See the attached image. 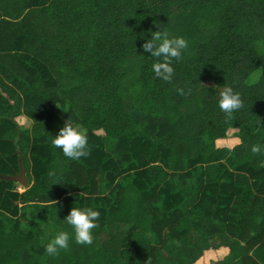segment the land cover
<instances>
[{
    "label": "trees",
    "instance_id": "16d2710c",
    "mask_svg": "<svg viewBox=\"0 0 264 264\" xmlns=\"http://www.w3.org/2000/svg\"><path fill=\"white\" fill-rule=\"evenodd\" d=\"M158 25L188 41L167 81L140 47ZM224 87L242 99L231 117ZM65 120L87 156L52 145ZM254 144L264 0H0V174L21 158L27 178L0 179V264H264ZM71 206L99 211L92 244L71 239ZM57 230L69 246L50 256Z\"/></svg>",
    "mask_w": 264,
    "mask_h": 264
},
{
    "label": "clouds",
    "instance_id": "9594fccd",
    "mask_svg": "<svg viewBox=\"0 0 264 264\" xmlns=\"http://www.w3.org/2000/svg\"><path fill=\"white\" fill-rule=\"evenodd\" d=\"M140 47L149 56L158 58L152 64L154 74L165 81L170 80L174 73L172 66L173 59L179 60L183 50L188 47V41L182 36L170 37L158 25V30L151 32V39H146ZM178 91H182L179 90ZM218 108L231 117L232 113L242 106V99L238 92L231 87H224L216 99ZM51 143L58 148L62 154L72 160H78L88 155V140L86 133L74 126L70 121L63 122L62 126L53 134ZM240 141L237 140L236 144ZM235 146V145H233ZM252 153L264 151V145L254 144L251 146ZM49 175H54L49 173ZM52 183H56L54 180ZM54 201V200H53ZM56 204L57 202L54 201ZM100 216L98 210L88 206H71L66 215L62 218L71 227V239L76 244L90 245L93 243V230L97 228V219ZM69 233L65 230H57L55 234L44 245V251L54 256L60 249L69 246Z\"/></svg>",
    "mask_w": 264,
    "mask_h": 264
},
{
    "label": "water",
    "instance_id": "95a60500",
    "mask_svg": "<svg viewBox=\"0 0 264 264\" xmlns=\"http://www.w3.org/2000/svg\"><path fill=\"white\" fill-rule=\"evenodd\" d=\"M0 179L17 181L21 186H27V178L24 172L21 158L18 159V172L13 175L0 174Z\"/></svg>",
    "mask_w": 264,
    "mask_h": 264
},
{
    "label": "rangeland",
    "instance_id": "374dc122",
    "mask_svg": "<svg viewBox=\"0 0 264 264\" xmlns=\"http://www.w3.org/2000/svg\"><path fill=\"white\" fill-rule=\"evenodd\" d=\"M17 122L19 124H21L22 126H28L29 125V121L26 120L23 116L17 117ZM22 187L23 186L20 185V186H18V189L22 190ZM111 228L114 229V227H111Z\"/></svg>",
    "mask_w": 264,
    "mask_h": 264
}]
</instances>
